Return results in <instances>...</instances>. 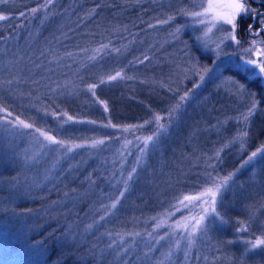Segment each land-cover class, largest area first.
I'll use <instances>...</instances> for the list:
<instances>
[{
	"label": "trees",
	"instance_id": "16d2710c",
	"mask_svg": "<svg viewBox=\"0 0 264 264\" xmlns=\"http://www.w3.org/2000/svg\"><path fill=\"white\" fill-rule=\"evenodd\" d=\"M134 2L0 3V15L7 17L0 20V63L2 58L8 62L0 68V264H132L144 254L147 240L186 216L188 207L177 210L185 196L225 177L242 181L264 160L259 78L248 68L229 71L244 86L235 92L213 89L210 81L172 88L164 82V66L150 62V51L140 49L155 18L149 4L138 8ZM41 24H56L54 44L42 58L36 49L43 44L26 42ZM67 51L84 57L67 66ZM40 58H45L42 64ZM68 69L73 87L56 91L57 102L48 104L41 117L34 109L39 101L28 100L33 83L44 72L63 78ZM20 120L32 127H22ZM200 129L211 133L208 145L218 151L205 167L183 156L193 152L194 139L186 135ZM149 136L153 139L145 143ZM34 142L42 151L30 163ZM163 184L169 188L153 198ZM124 201L129 214L132 203H151L148 216L129 225L112 207ZM217 204L218 215L206 218L205 230L236 259L259 233H248L244 213ZM166 243L159 264H222L196 250L184 255L188 246L175 236ZM251 250L264 264V248Z\"/></svg>",
	"mask_w": 264,
	"mask_h": 264
},
{
	"label": "rangeland",
	"instance_id": "374dc122",
	"mask_svg": "<svg viewBox=\"0 0 264 264\" xmlns=\"http://www.w3.org/2000/svg\"><path fill=\"white\" fill-rule=\"evenodd\" d=\"M2 1L5 0H0V3ZM217 2L227 3L228 0H217ZM208 3L209 0H137L134 2L138 8H142L143 4H149L148 7L155 18V22L152 23L154 28L143 37V44L140 49L145 53L150 51V62L157 60L159 64L164 66V82L171 85L172 88H182L187 83L193 85L195 83L199 86L210 81L212 83L209 85L213 89L235 92L241 90V87L238 86L240 83L235 75H230L229 71L243 72L248 68L252 70V76L258 77L264 87V74H261L255 65L246 63L249 60L264 61V44L262 41L248 40L243 42L237 37V28L233 30L231 25L214 20L211 14L206 17L193 15V13L203 12ZM246 6L250 7L248 0H246ZM243 15L241 14V16ZM241 16L237 17L236 23ZM48 25L51 27L48 28L45 24H41L38 29L35 30L34 28L35 31L30 32V38L26 40V42L43 44L36 49L41 58L46 51H49L48 47L51 48V44H54L55 34L53 32L56 24ZM232 35H235V39H231ZM64 54L65 65L67 66H70L73 60L77 58L82 60L84 57L69 51ZM44 59H41L40 64L45 61ZM46 59L52 62L51 55H48ZM5 67H8V62L2 58L0 68ZM71 73L72 70H65L64 77L56 79L54 74L44 72V78L33 83L32 92H29L31 96L28 100L30 102L39 101L34 106L38 115L41 117L46 115V106L57 102L54 96L56 91L63 93L73 87L71 85ZM62 93V101L67 100L65 93ZM210 135V132L203 129L194 135L187 134L185 138L194 139L193 152L190 154L182 153L184 158L188 159L187 157L192 156L194 158L191 159L201 162V167L208 165L211 154L213 157L218 152L215 147L211 151L208 145L212 138ZM37 145L38 142L37 144L34 142L32 149H29L32 155L30 163H34L39 158L40 150L42 151V148H37ZM26 152H28L27 149ZM253 160L254 157L251 160L248 159L246 165ZM188 164L189 167L193 161L188 162ZM244 167L245 165L242 168ZM177 169L180 170L178 167ZM168 188V185H159V190H155L153 198L155 195L158 197ZM200 193L190 196H197ZM217 198L218 204L226 206L225 203H227L229 210L244 213L249 234L259 233L249 243L248 249H244L240 256H236L234 259L227 245L218 244L212 237L210 230H198L192 237H189L188 229L181 227V225L191 223L193 216L203 213L199 201H192L191 203L185 201L183 206L177 210L188 207L186 216L182 217L181 221L178 220V224L172 229H165V233L154 241L147 240L144 254L135 258L132 264H159L160 259L165 255L166 241L170 236H175L184 242L185 247L188 246L185 248L184 255L196 250L202 256L212 257L213 261L222 264H261L256 260L257 256L251 249H254L253 244L257 240L264 239V160L252 169L246 179L242 181H235L233 178L228 179L227 183L222 186ZM126 204V201L117 203L115 211L121 212L122 217L129 219V225L133 224L131 219H145L149 214L145 209L151 208V203L137 205L132 203L134 212L129 214L124 211ZM205 207L209 206L206 205ZM210 215L213 214L208 216ZM149 217L153 218L154 215H149ZM263 246L258 245L255 248H264Z\"/></svg>",
	"mask_w": 264,
	"mask_h": 264
},
{
	"label": "snow or ice",
	"instance_id": "6c2138e0",
	"mask_svg": "<svg viewBox=\"0 0 264 264\" xmlns=\"http://www.w3.org/2000/svg\"><path fill=\"white\" fill-rule=\"evenodd\" d=\"M35 11V9L33 10ZM253 9H250L246 6V0H228L227 3H219L217 0H209V3L205 7L203 12L193 13L194 16L201 17V16H208L209 14L212 15L214 20L217 21H223L225 24H229L232 26V29L235 30L238 25L236 23L237 17L241 16V14L249 15L251 12H253ZM7 19L6 16L0 15V20ZM203 22V21H202ZM264 23V22H262ZM252 30V25H248V31ZM231 39H235V35L231 36ZM247 64L255 65L257 68H259V72L261 74H264V61H254L249 60L246 62ZM245 71H248V69H245ZM120 73H117L116 76L109 77V79H116ZM244 86L241 85V88ZM185 99V97H181V100ZM253 109L256 107L255 103L253 104ZM247 115H251V109L249 110V113ZM247 115L244 117L247 119ZM71 119V117H69ZM157 121H159L161 118L156 117ZM18 123L24 127V128H31L32 125L29 123H25L23 120L18 121ZM161 128H163V125H160ZM38 132H40V135L44 137L45 140L52 144L59 143L63 147V142L57 141L54 136H50L47 133L37 129ZM153 137L149 136L146 138L145 143L147 141H151ZM73 147H80L79 145H73ZM71 148H69V151ZM257 153H252V156L249 157V160H251L253 157H255ZM247 163V161L245 162ZM230 179V177H225L220 182H214L211 187L206 188L202 193H200L197 196H185L181 203L183 204L185 201L191 203L192 201H199L201 206V212L203 214H198L197 216H193L191 218V223H185L181 225V227H184L188 229V235L189 237H192L198 230H204L206 228L205 220L206 217L209 214L218 215L216 210V202H217V196L221 192V188L223 185H225ZM123 195V193H121ZM209 207H205V206ZM112 207H115V204L112 205ZM210 208V210H209ZM221 222H224L221 218ZM258 245H264V239L257 240L255 244H253V248L257 247Z\"/></svg>",
	"mask_w": 264,
	"mask_h": 264
},
{
	"label": "flooded vegetation",
	"instance_id": "af4514ba",
	"mask_svg": "<svg viewBox=\"0 0 264 264\" xmlns=\"http://www.w3.org/2000/svg\"><path fill=\"white\" fill-rule=\"evenodd\" d=\"M250 9L254 11L249 15H243L237 22V37L241 41H248L253 38L262 41L264 44V0H248ZM248 25H252V30L248 31Z\"/></svg>",
	"mask_w": 264,
	"mask_h": 264
}]
</instances>
